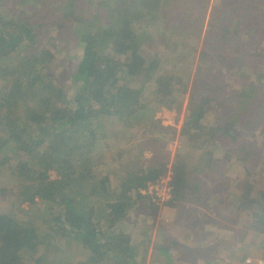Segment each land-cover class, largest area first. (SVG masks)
<instances>
[{"label":"trees","instance_id":"trees-1","mask_svg":"<svg viewBox=\"0 0 264 264\" xmlns=\"http://www.w3.org/2000/svg\"><path fill=\"white\" fill-rule=\"evenodd\" d=\"M7 1L11 5L0 6V167L9 161L3 156L4 147L13 142L17 162L8 166L14 168L18 184L15 205L0 206V264H146L150 231L135 243L136 225L127 220L148 204L156 208L141 189L170 173L171 198L165 203L190 206L206 191L227 183L223 174L240 161L244 169L238 180L248 193L234 189L239 193L236 207L250 216L251 227L264 224V150L241 140L245 115L264 108V95L258 92L264 91V0H235L236 7L250 1L247 14L253 16L246 21L239 18L237 23L233 19L227 28L220 26L225 31L218 35L222 46L206 38L198 57L199 63L224 56L240 60L241 38H246L252 57L262 66L254 74L258 81L246 78L227 101L221 85L224 79L215 83L210 77L215 84L204 86L199 64L180 131L187 147L176 152L172 161L167 140L173 138L174 127L161 125L155 112L163 106L180 111L179 95L187 92L189 80L175 79L173 73L170 78L161 77L157 73L164 69L162 57L156 52L146 55L141 45L148 40L158 47L162 38L158 41L159 36L154 37L148 28L152 23L157 33L163 30L164 23L158 21L167 16L165 9L175 0ZM225 2L214 0V7ZM179 6L176 17L190 24L191 0H180ZM47 7L58 12L54 18L47 16ZM229 12L239 15L237 9ZM59 29L68 31L77 44L62 60L56 51L60 45L52 37ZM216 48L221 50L212 53ZM242 58L239 69H233L235 74L247 62ZM57 61L60 64L51 75L49 68ZM68 62L72 63L71 83H78L73 98L69 86L56 82ZM157 77L163 80L158 90L154 88ZM227 106H237L236 112L223 115ZM152 127L157 129L154 134L149 131ZM144 129L157 147L151 159L143 153L144 143L132 141ZM128 130L134 133L127 136ZM120 135L127 144L119 156L105 161L101 146L116 145ZM198 140L203 145L196 146ZM236 141L243 146L232 147ZM136 153L137 161L132 155ZM218 156L226 161V171L218 169ZM104 161L113 169L107 171ZM190 161L195 164L190 166ZM118 166L124 167L122 173ZM51 171L57 177L52 178ZM210 200H218V192ZM156 249L169 251L170 247L156 245Z\"/></svg>","mask_w":264,"mask_h":264},{"label":"rangeland","instance_id":"rangeland-1","mask_svg":"<svg viewBox=\"0 0 264 264\" xmlns=\"http://www.w3.org/2000/svg\"><path fill=\"white\" fill-rule=\"evenodd\" d=\"M198 0H191L193 9H191V23L186 24V19L177 18L176 15L180 11L179 2L175 0L170 3L165 9L167 16H163L158 22L164 23L163 30L159 33L158 30L150 24L148 28L153 32V36H159L157 42V48H154L148 40H144L141 45L143 52L146 55H157L162 57V66L164 69L157 74L170 78V74L173 73L175 79L182 78L185 81L189 80V87L185 94H180L182 99V107L180 111L177 108L168 109L165 106L160 107L155 112V118L160 120L161 125L174 127L173 138L167 140V145L170 148V161L173 160L174 155L178 151H183L187 147L185 140L181 138V127L185 117V111L188 104L189 92L191 89V82L196 76V69L198 65H202L200 79L204 86L217 83L219 78L224 79L221 85L224 87L223 96L227 101H230L235 96V91L245 85V82L252 78L253 81H258L255 75L259 74L261 69L260 65L255 62L252 57L251 50L247 43L246 38H241L243 45V51L240 56L235 59H229V56L215 62L199 63L198 57L203 48L206 46V38H208L210 44L215 41V44H220L221 41L218 38L219 34L224 33L220 26L225 28L228 24H231V20L237 23L238 19L241 18L243 21L250 19L253 15H248L250 11L249 2L241 3L237 6L235 0H225L224 4L219 7H214V0H199L200 5L196 6ZM8 3L11 5V1L0 0V6ZM234 6L236 8H234ZM237 14L227 13L231 10H236ZM243 9V10H242ZM47 16L52 19L58 12L53 13L48 7L45 8ZM251 12V11H250ZM198 16V17H197ZM149 21V17H147ZM132 21H135L133 19ZM157 22V23H158ZM186 22V23H185ZM245 23V22H244ZM188 27V31L184 28ZM244 27V24L241 25ZM52 35L55 43H59L57 52L59 54V60L65 58L67 53L70 52L72 47L76 46V41L68 31L59 29ZM173 42V43H172ZM63 43V44H61ZM181 43V46L176 47L175 44ZM196 46L195 50H192V46ZM245 47V48H244ZM158 49V52L156 51ZM221 48L212 49V53L219 52ZM164 54V55H163ZM189 54V58L185 60L177 59L178 55ZM162 55V56H161ZM225 55V54H222ZM236 56V55H234ZM242 57H246V63L243 64L241 73L235 74L233 69L238 70V64L242 61ZM13 59V55L8 58ZM165 59V61H163ZM77 61H73V69H76ZM60 64V61L56 63V66H50L49 73L55 74L56 67ZM232 71V72H231ZM255 74V75H254ZM72 75V63H67L66 68L61 74L56 77V82L62 86L70 87V97L73 98L78 89V83H71ZM246 75V77H244ZM160 77V78H161ZM212 77L214 82L210 83L209 79ZM157 77L156 88L161 86L163 80ZM166 78V79H168ZM248 78V79H246ZM250 81V80H249ZM153 88V89H154ZM154 89V91L156 90ZM158 90V89H157ZM263 96L264 91H258ZM229 109H222V114L227 116L229 111L235 113L236 107L227 106ZM231 107V108H230ZM247 115V117H246ZM245 115V121L241 126V131H245L242 134V139L246 144H250V147L257 150H264V132L262 126H264V108L260 109L257 113L251 111L250 114ZM179 116V121L176 122V117ZM112 126V128H116ZM142 129V128H141ZM144 130L137 131V135L132 139L135 143L143 144V153L151 159L154 155L157 147L152 145V141L148 140L151 136H145ZM150 133L154 134L157 129L155 127L150 128ZM166 131H171L166 129ZM128 136L130 130L125 131ZM144 132V133H143ZM109 133V132H108ZM107 133V135H108ZM259 136L255 138V136ZM250 139V142H249ZM117 140V139H116ZM119 140V141H118ZM116 145H105L101 148L105 151V161H109L112 157L119 156L118 152L123 150V145L127 144L125 136L120 135ZM219 141L223 142L222 137ZM232 142V140H228ZM227 141V142H228ZM243 142H234L232 147L235 145L243 146ZM196 146L203 145V140H198L195 143ZM122 149V150H121ZM16 145L13 142H9L4 147L3 156H7L9 161H3L0 167V206L10 207L14 206L16 202L14 189L17 187L18 181L14 168H9V164L14 165ZM124 152V151H123ZM122 152V154H123ZM136 152V151H135ZM134 152V153H135ZM121 153V152H120ZM135 161H137V153L132 154ZM104 161V164H105ZM226 161H221L220 156L217 157L218 169L226 171ZM236 163L232 170H227L223 174V179L227 183H222V186L215 187L212 190L206 191L204 195L200 197L198 201L190 206H178L171 207L165 201L171 198L172 186L170 183V173L161 178L158 182H152L147 187L141 189V193L145 199H152L156 202V208L148 204L141 210L136 209L130 215L128 220L129 224L136 225V229L133 235V241L136 243L142 237L150 231V249L146 257V264H264V224L260 228L251 227L250 216L243 212L242 209H238L237 200L238 194L234 191L235 188H239L244 195H247V187L242 185L239 177L242 175L244 169L243 161ZM190 166L194 165V161L189 162ZM239 165V167H238ZM105 169H113L108 163L104 165ZM124 167L118 166V172L122 173ZM264 177V172L261 174ZM50 176L52 178L57 177L56 172L51 171ZM260 176V174H258ZM249 188H253V185H249ZM145 189V191H143ZM255 189V188H254ZM218 192V200L211 201L213 193ZM209 198L210 202L206 199ZM38 201V199L36 200ZM36 203V202H34ZM30 203L26 207L32 205ZM44 208V206H43ZM42 208V209H43ZM221 234V235H220ZM224 237V238H223ZM173 241L177 242L173 245ZM223 242L224 244L220 243ZM156 245L168 246L169 251L157 250ZM252 250L251 252H248ZM47 254V251H44ZM141 255V254H140ZM139 255V256H140Z\"/></svg>","mask_w":264,"mask_h":264},{"label":"built area","instance_id":"built-area-1","mask_svg":"<svg viewBox=\"0 0 264 264\" xmlns=\"http://www.w3.org/2000/svg\"><path fill=\"white\" fill-rule=\"evenodd\" d=\"M143 191H145V189Z\"/></svg>","mask_w":264,"mask_h":264}]
</instances>
